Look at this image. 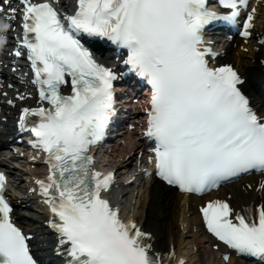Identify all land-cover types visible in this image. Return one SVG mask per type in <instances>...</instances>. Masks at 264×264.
Returning a JSON list of instances; mask_svg holds the SVG:
<instances>
[{
    "label": "snow or ice",
    "instance_id": "1",
    "mask_svg": "<svg viewBox=\"0 0 264 264\" xmlns=\"http://www.w3.org/2000/svg\"><path fill=\"white\" fill-rule=\"evenodd\" d=\"M57 2L0 0V19L20 21V46L39 96L38 107L21 109L19 126L47 154L48 175L35 183L51 213L48 226L67 264H160L150 254V234L124 223L102 197L112 173L90 167L89 147L103 138L114 114L118 76L81 41L99 38L127 50L123 64L151 86L144 135L155 141L154 161L149 157L155 175L182 192L203 193L243 173L264 174V115L253 109L235 68L210 66L214 53L203 38L214 22L234 24L248 0H219L225 15L209 11L205 0H75L71 14L58 11ZM254 13L243 22L246 39ZM4 188L0 174V264H37ZM200 212L219 241L264 264V204L242 214L214 200Z\"/></svg>",
    "mask_w": 264,
    "mask_h": 264
},
{
    "label": "bare ground",
    "instance_id": "2",
    "mask_svg": "<svg viewBox=\"0 0 264 264\" xmlns=\"http://www.w3.org/2000/svg\"><path fill=\"white\" fill-rule=\"evenodd\" d=\"M258 13L256 14L255 32L260 34L258 38L264 36V0L257 4ZM257 39L251 40L248 44H241L238 41L228 43L225 46V54L220 57V62H231L239 71L247 77V81L243 85L245 90L250 88V83L254 80L260 81L263 79V67L261 59H264V45H258ZM235 43V46H234ZM264 112V106L262 109ZM132 147H128L126 152H129ZM120 149V148H119ZM123 150V149H120ZM125 156V155H124ZM123 169L131 167V159H127L125 163L120 161ZM123 170V171H125ZM19 184V181H17ZM143 188H139L140 194L137 200V208L129 213L142 224V228L149 232L152 236V249L160 256L163 253H169L170 250L178 256L184 250H188L187 261L185 264H219V258L215 256L213 246L221 247L216 243L202 228L198 213V204H201L205 199L213 196L225 197L230 195L233 208H240L242 205L250 204L251 202L264 201V190H256L254 185L256 179L254 177L241 178L234 184L220 188L217 192L209 197H197L192 194H182L175 189L164 185L160 180L155 178H146L143 181ZM20 185H18L19 187ZM131 185H126V188ZM130 194L129 198L132 201L133 195H136L135 188L129 189L125 194ZM25 198L14 197L17 204L14 211L18 217L20 214L33 209L28 203L30 196L25 195ZM156 210L151 211L155 205ZM131 203V202H130ZM24 205V208L19 207ZM33 214V213H32ZM40 217V216H36ZM26 221V220H24ZM181 223V226L178 223ZM28 231L36 233L33 240L34 246H40L39 255L43 261L51 258L49 250L50 235L45 234L43 228L38 224V221H26L25 225ZM189 244L183 250V242ZM228 264H248L235 257H231Z\"/></svg>",
    "mask_w": 264,
    "mask_h": 264
},
{
    "label": "rangeland",
    "instance_id": "3",
    "mask_svg": "<svg viewBox=\"0 0 264 264\" xmlns=\"http://www.w3.org/2000/svg\"><path fill=\"white\" fill-rule=\"evenodd\" d=\"M105 158H108V156H105ZM126 191V190H125ZM128 198H129V195L128 194H126L123 198H122V200L124 201V203H127V200H128ZM137 200H138V195H136V196H133V206H136V202H137ZM154 202V204L155 205H153L152 206V209H151V211L152 212H154L155 210H156V207H157V205H156V201H153ZM156 206V207H155ZM39 209V208H38ZM184 244H185V242H184Z\"/></svg>",
    "mask_w": 264,
    "mask_h": 264
}]
</instances>
